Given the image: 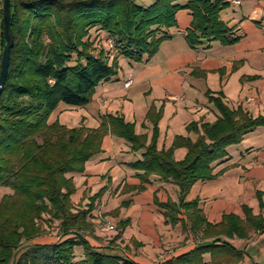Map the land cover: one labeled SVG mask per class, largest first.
I'll use <instances>...</instances> for the list:
<instances>
[{"label": "trees", "instance_id": "obj_1", "mask_svg": "<svg viewBox=\"0 0 264 264\" xmlns=\"http://www.w3.org/2000/svg\"><path fill=\"white\" fill-rule=\"evenodd\" d=\"M225 8V0H153L148 5L140 0H10L13 41L0 92V187L11 191L0 198V264H137L96 251L70 231L89 227L86 216L103 192L93 195L86 209L73 213L72 175L83 173L87 161L101 152L107 133L124 140L130 151H143L140 159L128 164L140 180L129 190H144L152 175L177 187L176 201H153L163 209L166 222L180 224L196 245L160 264H204L205 254L210 264L242 261L243 252L228 240L263 232L264 218L243 206V219L228 214L212 224L198 201L186 196L195 182L212 180L220 173L213 164L227 157L228 146L238 144L255 128H264L263 116L252 117L240 107L230 109L221 94L207 93L217 119L210 124L188 123L187 132L196 138L176 136L167 149L156 147L162 108L151 106L146 113L152 124L148 142L121 115H103L93 129L48 121L59 104L86 105L100 83L117 75V56L138 63L156 54L168 38L164 30L176 25L179 10L191 15L184 36L189 48L203 41L233 45L237 39L220 18ZM91 30L105 33L112 47L94 46ZM4 43L0 0V58ZM177 148L186 149L178 161L173 158ZM46 218L57 221L61 231L51 243L39 242L50 237L42 235L39 224ZM126 224L124 220L118 227ZM75 246L83 248L80 260L75 258Z\"/></svg>", "mask_w": 264, "mask_h": 264}, {"label": "crops", "instance_id": "obj_2", "mask_svg": "<svg viewBox=\"0 0 264 264\" xmlns=\"http://www.w3.org/2000/svg\"><path fill=\"white\" fill-rule=\"evenodd\" d=\"M152 1L140 0L144 5ZM237 1L234 4L227 0V8L220 12L221 20L237 39L233 45L203 41L197 48H189L184 36L191 15L189 10H179L175 14L176 25L164 30L168 38L156 54L138 63L117 56L116 76L100 83L91 100L82 107L59 104L49 116V123L93 129L103 115H121L133 124L136 134L146 135L148 142L152 124L146 113L153 106L162 108L156 147L167 149L176 136L196 138V134L187 132L188 123L210 124L217 119L219 114L207 93L221 94L230 109L240 107L252 117H264V0ZM126 79L132 81L129 87L123 85ZM173 96L177 98H169ZM142 153L130 151L124 140L105 134L101 152L87 161L83 173L72 175L75 185L70 196L72 212L86 209L92 196L103 190L86 216L89 227L79 230L82 238L101 253L128 258L137 264H160L188 252L196 243L180 224L167 223L163 209L153 201L154 198L160 203L176 201L174 184L152 175L144 190H129L138 186L140 180L128 164L140 159ZM185 153V148H177L173 158L181 160ZM213 167L220 173L212 180L195 182L186 200H197L206 220L212 224L228 214L243 219V206L264 218V128H255L238 144L228 146L227 157ZM98 213L114 230L108 233L97 230ZM124 220L127 224L120 229L118 224ZM49 240L57 239L45 236L39 242L51 243ZM228 242L243 252L239 264H264V231ZM82 258L83 251L77 260ZM203 261L210 264V256L205 254Z\"/></svg>", "mask_w": 264, "mask_h": 264}, {"label": "rangeland", "instance_id": "obj_3", "mask_svg": "<svg viewBox=\"0 0 264 264\" xmlns=\"http://www.w3.org/2000/svg\"><path fill=\"white\" fill-rule=\"evenodd\" d=\"M142 4H144V3H142ZM90 41H93L94 46L103 45L106 47L108 44V41H111V40L105 35V33L95 31V30H91ZM9 191H11V190L8 188L0 187V198L4 193L9 192ZM39 224H40L41 229H42V235L59 236L61 233L57 221L47 220V218H46V220L43 219V220L39 221ZM79 230H81V229H79ZM79 230L75 228V229H72L70 231H71V233L80 234ZM49 242H51V240H49ZM20 250H22V249H20ZM82 251H83L82 246H75L74 254H75L76 259L79 257V253Z\"/></svg>", "mask_w": 264, "mask_h": 264}, {"label": "water", "instance_id": "obj_4", "mask_svg": "<svg viewBox=\"0 0 264 264\" xmlns=\"http://www.w3.org/2000/svg\"><path fill=\"white\" fill-rule=\"evenodd\" d=\"M2 22L4 46L0 58V92L8 69L9 51L12 46L13 34L10 24V0H2Z\"/></svg>", "mask_w": 264, "mask_h": 264}, {"label": "built area", "instance_id": "obj_5", "mask_svg": "<svg viewBox=\"0 0 264 264\" xmlns=\"http://www.w3.org/2000/svg\"><path fill=\"white\" fill-rule=\"evenodd\" d=\"M209 1L212 2L214 0H209ZM225 1H227V0H225ZM230 1L232 3H234V4H238L239 3V1H237V0H230ZM108 46L112 47L111 41H108ZM131 83H132L131 79H126L125 82L123 83V85H124V87H129L131 85ZM169 98L172 99V100L173 99L175 100L177 97L173 96V97H169ZM179 98H182V97H179ZM252 99L253 98H249V100H252ZM95 218H96L97 230L99 232L108 233V232L114 230V226L111 223L105 221L99 213L95 216ZM80 236H81V234H80Z\"/></svg>", "mask_w": 264, "mask_h": 264}]
</instances>
